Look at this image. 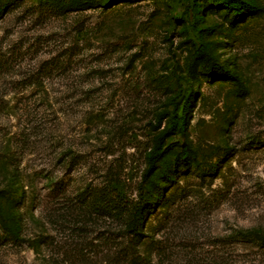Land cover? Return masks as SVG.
<instances>
[{"label":"rangeland","instance_id":"374dc122","mask_svg":"<svg viewBox=\"0 0 264 264\" xmlns=\"http://www.w3.org/2000/svg\"><path fill=\"white\" fill-rule=\"evenodd\" d=\"M52 2L0 0V264H264V0Z\"/></svg>","mask_w":264,"mask_h":264},{"label":"trees","instance_id":"16d2710c","mask_svg":"<svg viewBox=\"0 0 264 264\" xmlns=\"http://www.w3.org/2000/svg\"><path fill=\"white\" fill-rule=\"evenodd\" d=\"M82 5L83 4H81L80 0H53L52 2V7L56 10H66L69 8L81 7ZM166 132L167 130L161 131L153 138L151 150L145 155L147 167L142 173V178L145 177L147 171L151 168L153 164V155L156 153L157 145ZM87 194H89L87 197L90 198V200L87 201L88 206L94 209L99 208L100 211L109 213L116 218H123L124 231L129 233V241L133 242L138 240L140 233L138 216L141 213L144 202L146 201V198L142 195L140 190L137 199L133 201H127L118 191L111 193L108 188L94 191L92 196L90 193H86V195Z\"/></svg>","mask_w":264,"mask_h":264}]
</instances>
